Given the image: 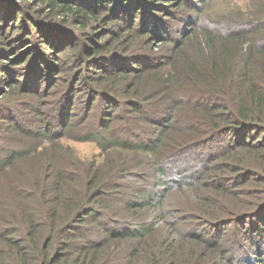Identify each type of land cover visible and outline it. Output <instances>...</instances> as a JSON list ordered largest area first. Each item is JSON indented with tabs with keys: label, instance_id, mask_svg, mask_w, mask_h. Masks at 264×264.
I'll list each match as a JSON object with an SVG mask.
<instances>
[{
	"label": "trees",
	"instance_id": "16d2710c",
	"mask_svg": "<svg viewBox=\"0 0 264 264\" xmlns=\"http://www.w3.org/2000/svg\"><path fill=\"white\" fill-rule=\"evenodd\" d=\"M2 1L0 17L19 21L23 29L35 30L39 40L40 37L44 40L42 46L36 48L40 54L31 53L35 59L22 75H0V81L3 79L8 85L4 91L1 90L0 108L13 106L7 117L11 122L9 130L18 129L19 136L32 140L28 144L24 141L23 146H10L0 140V175H5L7 167L16 171L12 173L14 180L8 183L9 196L0 193V264H264V246L260 242L264 236V217L258 218L260 210L264 209V199L259 197V192L252 191V185L258 187L264 184V136L260 142L251 141L257 130V138L264 131V0H203L204 7L198 16L201 21L204 18L207 22L196 24L195 20L192 27L184 30L182 38L161 34L168 43H165L168 53L163 59L157 57V61L149 67L146 64L152 61L138 54L140 50L127 58L129 63L134 62L135 66L144 69L135 78L132 77V85L124 97L121 92L131 78L129 70H133L134 65L111 75L114 69L103 70L105 66L100 56L112 47L98 49L93 45L80 48L81 40L77 39L74 27L66 28L61 23L57 25L47 17L53 18L55 13H59L65 21L70 19L77 22L80 29H86L97 19L93 11L112 1L119 11L121 6H125L128 14L134 6L149 5L144 20L146 24H153L155 18L165 22L160 17V10L165 7L154 6L146 0L142 4H139L141 0H100L93 6L81 0L77 3L74 0H36L35 4L48 5L50 11L44 16L43 12L33 9L35 18L26 16V11L32 12L27 8L26 0H16L18 3ZM186 1L192 4L201 0ZM118 2L121 4L118 5ZM115 14L114 9L113 14L106 17L113 20L112 15ZM148 15L153 21L146 17ZM187 22H192V18ZM133 24L127 26L123 34L114 36L118 42L121 36L132 33V37L125 41V50L132 49L135 43L133 37L139 36V28ZM155 26L145 34V45L147 39L153 37L149 33L156 30ZM160 29L163 30V27ZM62 37L67 40L63 47L71 46L68 53L74 60L68 57L59 59L58 48L53 49V55L59 60V65H55V70H59L57 73L65 69L76 73L79 79L84 64H96L103 71L94 79H87L88 83L96 85L95 88H90L85 82L80 88L82 92L89 94L97 89L95 92L104 99L113 101L122 109L127 108L142 120V115L135 114L134 109L142 104L140 97L144 88L157 83L161 96L166 100V108L179 109L190 116V122L184 128L173 126L172 122L159 124L164 125L160 133L156 126L142 134L133 126L124 125L133 129L131 135L121 136L117 133L121 130L118 129L120 126L108 130L111 122L106 127L102 122L105 124L109 118L99 114L103 120H97L93 107L90 109L83 103L80 106L79 101L77 106L82 108L79 107L80 112H77L72 107L76 87L71 86L69 81L58 77L53 90H46L48 83L41 84L44 78H49L52 61L48 48ZM48 38H51L50 42L45 43ZM65 55V52L61 54L62 57ZM27 71L30 73L26 75ZM18 79L22 84L26 81L30 86L42 89L34 92V97L28 88L14 97L10 94L19 85ZM22 87L19 85L17 88ZM170 87L185 93L189 99L194 98V101L178 102V97L171 95ZM57 88L60 90L54 97ZM206 94L223 100L204 102ZM7 96L10 101L5 99ZM31 96L40 122L36 131L29 129V121L19 120L13 115L17 108L14 104ZM11 97L15 101H11ZM51 97L54 98L53 113L52 106H47L50 103H46V98ZM89 115H92L91 119ZM77 127L80 130L74 132ZM232 133L238 134L241 141L235 140L227 145L235 139ZM67 134L96 142L103 151L101 155L105 154L99 164L95 162L83 169L76 158L68 154L71 152L69 147L60 141ZM0 137L3 139L4 135ZM210 145L217 148L214 150ZM134 148L141 150L148 157L147 161L155 165H158L156 158L159 162L163 161V157L184 160L192 154L197 157L195 168L186 171L175 169L169 183L163 185L164 197L159 194L154 202L149 201V206L155 209L154 222L139 223L133 233H115L106 228L107 234L97 237L98 233L84 226L83 221L90 214L98 215L101 208L109 206L102 198L103 185H121L119 178L130 169L124 158L128 150ZM163 151L164 154H159ZM201 156L206 161L201 164L202 167L197 165ZM216 176L220 181H214ZM175 192L178 193V201L173 199ZM167 194H170V199ZM242 196L250 197L246 205L242 204ZM186 198L190 200L188 205L180 203ZM241 231L245 232V237L240 236ZM130 235L129 240L127 237ZM114 243L115 246L118 243L122 246L116 249ZM229 253H240L239 263H235Z\"/></svg>",
	"mask_w": 264,
	"mask_h": 264
},
{
	"label": "rangeland",
	"instance_id": "374dc122",
	"mask_svg": "<svg viewBox=\"0 0 264 264\" xmlns=\"http://www.w3.org/2000/svg\"><path fill=\"white\" fill-rule=\"evenodd\" d=\"M15 3L18 1L12 0ZM27 8L32 11L31 13L26 11L27 17H35L36 15L33 12V9H36L35 12H43L45 14L50 11V7L48 5H39L35 4L36 0H26ZM77 3V0H74ZM84 1V3H88L91 6L93 4L100 2V0H81ZM144 0H141L142 4ZM146 0V3L150 2L152 5L158 7H165L164 9L160 10V17L162 21H165L163 23L159 22L155 18V23L153 24H146L144 20V17L146 15V9L149 6L137 5L134 6L129 14L127 13V9L125 6H121V10L119 11L117 9V6L112 1L109 2V5L102 6L101 8L94 10L93 12L97 14V19L93 21V25L91 27H87L86 29H80L79 25L75 21H71L70 19L65 21V18L62 17L61 14L55 13L53 15V18L51 16L47 17L52 20V22L56 23L57 25L61 23L60 25L63 27L69 26L74 27V32L78 33V38H80V48L83 47H90L93 45H96L98 49H102L104 46L106 47H112V50H109L106 53H102L100 57H103L102 59V65L105 66L103 70L108 71L110 69H114V71L110 72L111 75L114 72L123 71L126 68H131L132 65H134V62L129 63L130 60L127 58L132 57L134 51H139L138 54H141L142 56H146L148 61H152L151 63H147L146 66L152 67L150 65L153 64V62L157 61V57L159 59H163L164 56L168 53L167 48V38L161 37L162 35H165L167 37H170L172 35L178 36L182 38V34L184 30H187L188 28L192 27V24H194L195 20H197L196 24L199 22L205 23L207 21L204 20V18L201 21V18L198 16V13H200L201 9L204 7L202 5L203 0L201 1H195L187 2L186 0ZM5 3L3 0L2 3ZM120 2V1H119ZM118 2V5L121 4ZM123 2V0H122ZM126 2H134V0H126ZM125 3V2H124ZM7 4V3H6ZM103 4V3H101ZM215 4V3H214ZM218 4V3H217ZM125 5V4H124ZM114 6V7H113ZM1 9V7H0ZM115 9V15H112V19L107 18V15L113 14ZM154 10L157 11V8H154ZM196 10V11H195ZM3 11V9H1ZM7 11V10H6ZM11 11H13L11 9ZM14 12V11H13ZM197 12V14H195ZM135 13V14H134ZM172 15V18L170 17ZM137 16V17H136ZM197 16V18H195ZM21 17V15H20ZM150 18L153 21V18L151 16H146ZM192 18V22H187V20ZM132 19V20H131ZM4 21V23L2 22ZM20 20V18L18 19ZM131 22H134L131 23ZM131 24L134 25V27H138V33L139 36L133 37L132 40L135 41L134 45L132 46V49L125 50L124 44L128 38L132 37V33L130 35L121 36L120 39H118V42L114 39L115 35L117 34H123V30L127 28V26H130ZM156 24L153 33L151 34L153 37L151 39H147L148 43L145 45L143 42L147 33L149 32L148 29H154V25ZM22 23L19 21L13 22L12 19L8 18H2L0 17V75L7 73H18V75H22L24 69H29L27 66L30 64L31 61H33L35 58L32 56V52H35L37 55L40 54L38 49L43 44V38L39 37L38 35H35V30L28 28L23 29ZM143 26H145L143 28ZM135 27V28H136ZM165 29L166 32H163ZM12 33L10 37V33ZM37 33V32H36ZM146 34V35H145ZM159 34V35H157ZM25 37L28 39H25ZM38 37V39H37ZM51 37V36H50ZM57 36H55L56 38ZM64 37V36H63ZM61 38V40H55L52 42V47L48 48V56L51 59L50 63V71L49 78H44L41 82L42 83H48V87L46 90H53V88L56 87V81H59V78L61 79V76L70 82L71 86H75L76 90L74 92V101L75 103L72 104L73 109H75L77 112L79 111L81 104L83 103V106L89 105L90 109L93 107L94 110H96V117L98 118L100 122L103 120L99 118V114L101 117H107L109 118L108 121L102 122L105 127L108 126L109 122L111 124L108 127V130H111L112 127H118L120 126L121 129L117 131L118 134L121 136H127L131 135L130 131L135 128L139 131V133H143L144 131H152L153 128L156 126V130L158 133H160L161 129L164 128V125L159 124H169L172 122L173 126H179L184 128L189 122H190V116L184 115L180 112L179 109L173 110L170 109V107L166 108L167 103L166 100L163 99V96H161L159 87L157 83L151 85V87H145L144 91L142 92V96L140 99L142 101L141 106L139 105L137 108H135V114L140 113L142 115V120L139 117H136L132 112H130L127 108L122 109L118 105H115L113 101H109V99H104L101 94L95 92L97 89L94 90V92H91L89 94H86L85 92H82V86L87 82V79L91 78L94 79L96 76L103 73L101 66H98L94 64V66H87L86 64L83 65V74L80 76L79 79L76 78V73L72 74L71 72H67L65 69H62L60 73H57L59 70H55V65L58 66L59 60L53 55V49L56 47L58 49L57 56H59V59L64 60V58L68 57L69 59H72L70 56L71 54L68 53V48L71 47L69 44L64 48L63 46L66 44L67 40L65 38ZM165 38V39H164ZM51 38H48L45 40V43H49ZM38 40V42H36ZM3 43V44H2ZM142 43V44H141ZM167 43V44H165ZM38 44V46H36ZM46 46V44H44ZM145 45V46H144ZM47 47V46H46ZM38 48V49H36ZM60 49H63L60 51ZM47 50V49H45ZM38 52V53H37ZM64 52L67 54L65 56H61V54H64ZM31 54V55H30ZM31 59V60H30ZM74 60V59H72ZM113 61H117L116 63H113ZM133 61V60H131ZM25 64V65H24ZM64 64V63H63ZM61 64V65H63ZM114 64H116L114 66ZM7 66V67H5ZM98 66V67H97ZM12 69L11 71H6V69ZM103 68V67H102ZM109 68V69H107ZM137 68V69H136ZM119 69V70H118ZM144 67L140 68L137 65L133 67V70H129L131 78L127 81L125 90L122 93V97H124L126 94L125 92L128 90V88L132 85L131 80L132 77L135 78ZM98 70V71H97ZM150 70V69H149ZM149 73L150 71H145V73ZM30 71L25 72V74H29ZM21 79V78H20ZM51 79V80H49ZM63 79V80H64ZM23 80V79H22ZM64 80V81H65ZM19 82V85L23 86L21 89L17 88L19 85L17 84V87L15 91L11 92L10 95L17 97V93L26 91L28 88V92L32 93L34 97V92L38 91L40 87L30 86L29 82L24 81L25 83L22 84L20 80H17ZM68 82V83H69ZM67 83V84H68ZM66 84V85H67ZM63 86L62 88L66 87ZM88 85L90 88L94 89L95 84L93 82H89ZM8 88V85L5 83L3 79L0 81V93L1 90H5ZM36 88V89H35ZM61 88V89H62ZM81 88V89H80ZM35 89V90H33ZM42 87L40 88V90ZM60 90L57 88L56 91H54L53 96H56V93ZM170 93L174 97H178V102L186 103L187 101L193 99H189V97L182 92L176 91L174 87H170ZM37 94V93H36ZM8 95V96H10ZM124 95V96H123ZM8 96L5 98L7 101ZM32 96L30 99L23 100L21 102H17V104H14V107H17L15 109L16 113H14V118H17L19 120L23 121H29L28 124L30 126L29 129L37 130L40 128V122L39 119L36 117V111L38 110L37 107L34 105L35 102L32 99ZM38 96V95H37ZM155 96V98H153ZM41 97V94H40ZM46 97V95L44 96ZM102 97V98H101ZM151 97L153 98L151 100ZM43 99V97H42ZM54 98H46V103H50L47 106H52L54 101ZM102 99H104L102 101ZM219 100H223L220 98H217L216 96H212L211 94L204 95L203 101L204 102H210L212 103L213 100L218 102ZM11 101H15L14 98L11 97ZM73 101V102H74ZM80 101V102H79ZM214 101V102H215ZM80 103V106H77V103ZM121 102V101H120ZM118 101V103H120ZM117 103V99H116ZM46 106V107H47ZM53 107V106H52ZM52 109V113L54 112V107ZM80 107V108H79ZM136 107V106H135ZM13 109V106H9L6 109L0 108V125L2 126V131H0V135H4V138L2 139L0 137V140L6 141L7 145L10 146L13 145H21L23 146L25 144L24 141H27L28 143H31L32 140H27L24 136H19L20 131L18 129L12 130L10 129L9 124L11 123L7 117H9V111ZM80 112V111H79ZM92 115H89L88 118H92ZM160 118H162L161 121ZM14 120V119H13ZM12 125V124H11ZM101 125V127H102ZM124 125H131L133 128H125ZM46 129V128H45ZM74 132H77L80 130L79 127L73 129ZM255 135V136H254ZM254 137L251 138L252 142H260L261 137L264 136V131L260 132V138H257L258 130L254 133ZM155 137V135H154ZM233 139L232 141H229L228 144H232L235 140H238L240 142V136L236 133H232ZM7 138V140H5ZM64 144H66L69 147L68 152L69 155L76 158V160L80 163L79 165L83 166V169L85 167H90V164L93 165V163L98 165L101 159L104 157L101 154L103 151L100 149L98 144L96 142H93L91 140H84V139H78L72 135L67 134L66 136L61 139ZM212 149H216L217 147L210 145ZM8 147V146H7ZM74 154H73V153ZM128 154L124 158L126 162H128V168L127 173H124L121 178H119L118 182L121 183L120 186H112L111 183H104L103 185V193L102 198L104 199V202H106V206L104 208H101V213L98 215H92L88 216L86 220L83 221V225L87 226L91 229V231L97 232L99 235H106L107 229H112L115 233H121V232H128L133 233L138 227L139 223L144 222V224L152 223L155 221V209L151 208L149 206V201L154 202L156 199V195H159L161 198L164 197V191H163V185L166 186L169 183V178H172L174 176V170L175 169H181V170H191L195 168L194 161L197 157L195 155H189L184 160L179 158H171V159H163L162 162H159V159H157L158 165H155L154 163L147 161V158L141 150L134 148L129 149ZM159 154H164L163 152H160ZM108 157V156H107ZM106 158V157H105ZM104 158V159H105ZM24 159V158H23ZM202 156L198 162L197 165L202 167L206 161L202 160ZM162 163V166H161ZM78 164V163H77ZM196 165V166H197ZM11 168V167H10ZM10 168H6L5 175H0V185L3 183V187L0 188V193L6 194L9 196V185L8 183L11 182L13 179L12 173L16 172L14 169L9 170ZM71 169V168H70ZM79 173V172H78ZM83 176H86V173L84 172ZM9 177V178H7ZM107 177V176H106ZM115 178V176L112 177V180ZM214 181H220L219 176L214 177ZM115 182V180H113ZM226 181V180H224ZM231 182L232 180H228ZM168 182V183H167ZM233 182V181H232ZM167 183V184H166ZM252 183V181H251ZM251 183H248L247 185H251ZM254 187V190L259 192V197L263 196L264 199V184L259 185L258 187ZM173 189V188H170ZM161 191H163L161 193ZM178 194L175 192L173 194V199H176L178 201V197L176 196ZM183 194V193H181ZM256 194V193H255ZM155 197V198H154ZM243 197V196H242ZM167 198L170 199V194H167ZM249 196H244L242 198V204L246 205L247 199H249ZM190 203L189 198L183 199L180 203ZM128 203V204H127ZM156 203V202H155ZM171 203V202H168ZM187 203L186 205H188ZM264 203V201H263ZM170 205V204H167ZM172 205L179 206L181 204L172 203ZM245 207V206H244ZM264 207V205H263ZM263 209V208H262ZM260 214H258V218L261 216L264 217V209ZM98 213V212H97ZM258 213V212H256ZM253 216V215H252ZM264 219V218H263ZM262 219V220H263ZM264 226V224H263ZM107 228V229H106ZM244 230V228H243ZM240 236L245 237V232L241 231L239 232ZM264 235V230L262 231ZM127 239H131L130 237H127ZM261 244L264 246V236L261 239ZM113 246L118 249L122 245L121 243L113 244ZM240 253H229V257L234 260L235 263H239L240 257L238 256Z\"/></svg>",
	"mask_w": 264,
	"mask_h": 264
}]
</instances>
